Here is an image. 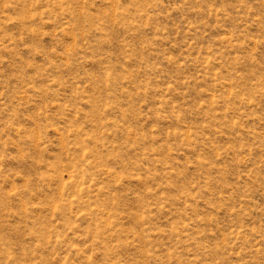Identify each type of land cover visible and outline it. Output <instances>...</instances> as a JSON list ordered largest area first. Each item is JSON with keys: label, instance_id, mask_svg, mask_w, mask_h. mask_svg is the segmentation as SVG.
I'll return each instance as SVG.
<instances>
[{"label": "rangeland", "instance_id": "374dc122", "mask_svg": "<svg viewBox=\"0 0 264 264\" xmlns=\"http://www.w3.org/2000/svg\"><path fill=\"white\" fill-rule=\"evenodd\" d=\"M0 264H264V0H0Z\"/></svg>", "mask_w": 264, "mask_h": 264}]
</instances>
